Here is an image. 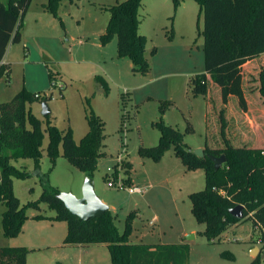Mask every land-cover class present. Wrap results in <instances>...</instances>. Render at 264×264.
I'll return each instance as SVG.
<instances>
[{
	"label": "rangeland",
	"instance_id": "1",
	"mask_svg": "<svg viewBox=\"0 0 264 264\" xmlns=\"http://www.w3.org/2000/svg\"><path fill=\"white\" fill-rule=\"evenodd\" d=\"M120 1L64 0L54 11L46 7L48 0H31L22 21L21 41L12 42L9 48V76L0 79V101L10 100L22 88L32 94L51 95L52 99L45 100L51 123L60 130L70 127L76 142L90 128L89 111L101 117L105 123L104 154L91 177L97 196L109 205L120 232L133 213L131 242L182 240L190 245L188 264H246L253 259L252 247H262L260 228L253 230L251 221H243L212 241L205 235L206 224L192 211L190 194L206 185L203 166L188 168L173 143L159 156L141 152L142 147L159 142L155 123L161 118L184 133L183 140L192 150L204 148L207 141L214 144L212 140H220V122L215 118L222 106L218 85L210 83L209 95L194 90V78L205 71L200 4L195 0H143L140 32L147 37L151 70L140 73L133 70L128 58L119 56L115 35L107 40L102 36L110 17L109 7ZM261 68L264 56L244 66L248 110L240 109L236 96L224 108L227 133L235 144L255 143L258 135H264V110L257 92ZM166 100L170 103L162 113L160 106ZM43 101L32 96L26 103V126L30 127L32 114L40 119L44 131L39 162L32 157L12 160L31 173L27 178L12 179L13 191L28 218L23 231L14 237H7L0 223V246H35L29 251L31 264H57V253L64 256L59 258L65 264H111L108 249L109 258L104 260L105 245L84 246L79 251L65 244L67 222L52 219L56 212L46 204L40 211L44 217L35 216L37 211L31 202L43 190L40 174H46L60 192L78 197L88 175L63 155L61 143L55 159L50 155ZM189 124L193 132L187 130ZM107 175L122 179L126 186L134 183L147 189L130 194L108 186ZM5 209L0 202V220ZM152 218L156 219L153 225L149 223ZM46 231L58 234L59 239L43 237ZM91 247L96 250L90 251Z\"/></svg>",
	"mask_w": 264,
	"mask_h": 264
},
{
	"label": "trees",
	"instance_id": "2",
	"mask_svg": "<svg viewBox=\"0 0 264 264\" xmlns=\"http://www.w3.org/2000/svg\"><path fill=\"white\" fill-rule=\"evenodd\" d=\"M64 0H48L46 7L56 10ZM200 4L203 15L204 65L205 71L194 78V90L209 95L210 83L218 85L221 104L215 118L220 122V140L209 141L204 147V156L196 155L183 140L184 133L176 126L167 124L162 118L156 121L160 131L159 142L155 146L142 147L143 154L159 156L170 143L188 168L203 166L206 185L190 194L192 211L197 219L206 224L205 235L214 241L216 236L232 225L251 221L253 230L260 228L264 252V138L258 135L255 143L235 144L227 133L228 119L225 107L230 98L236 96L240 109L250 107L244 87V66L253 59L264 56V0H195ZM31 0H0V61L4 58L10 42L22 38V21ZM143 0H123L109 7L110 17L103 39L117 37L120 57L128 58L133 70L148 73L151 64L146 56L147 37L140 32L141 8ZM155 52L154 49L151 50ZM255 61V60H254ZM253 61V62H254ZM9 70L0 64V79H7ZM50 81L54 77L50 75ZM257 92L264 110V69L258 74ZM35 96L25 88L16 92L10 100L0 102V202L6 205L0 223L7 237H14L23 231L28 218L25 206L21 204L12 187L13 177L27 178L31 173L12 163L22 157H32L39 162L43 150L44 131L41 121L30 115V127L26 126V103ZM42 99H47L43 96ZM170 101H162L164 113ZM209 113V112H208ZM48 123L50 142L47 149L53 159L58 155L61 143L63 155L74 165L91 176L104 154L105 123L93 110L89 111V130L76 142L72 129L60 130ZM187 130L193 132L191 124ZM225 154L226 161L216 169L209 155ZM117 175V174H116ZM43 190L40 197L31 202L37 211L42 204L55 210L52 219L67 222L65 243L107 244L112 264H188L189 243L145 244L130 241L132 212L127 216V227L120 232L115 215L108 209L98 217L82 219L71 213L59 198L60 191L49 183L46 174H40ZM125 183V182H124ZM133 185V184H130ZM237 204L243 205V218L230 213ZM130 229V231H129ZM30 249L24 245L0 246V264H27ZM259 254L246 264H262ZM264 264V262H263Z\"/></svg>",
	"mask_w": 264,
	"mask_h": 264
},
{
	"label": "water",
	"instance_id": "3",
	"mask_svg": "<svg viewBox=\"0 0 264 264\" xmlns=\"http://www.w3.org/2000/svg\"><path fill=\"white\" fill-rule=\"evenodd\" d=\"M50 112V107L44 100L42 102V114L47 116L50 114ZM193 152L198 156H204L205 154L204 148L194 149ZM209 158L213 161L216 169H219L226 161L225 154L219 156L209 155ZM82 189L83 193L81 197H78L71 192H60L58 195L71 213L79 216L82 219H89L91 217H98L110 209L109 205L103 202L97 196L94 188V180L90 175H87ZM230 213L239 219L243 218V205L237 204L235 207H232L230 209ZM251 254L254 258L260 254L264 259V252H261V248L258 246L252 247Z\"/></svg>",
	"mask_w": 264,
	"mask_h": 264
},
{
	"label": "crops",
	"instance_id": "4",
	"mask_svg": "<svg viewBox=\"0 0 264 264\" xmlns=\"http://www.w3.org/2000/svg\"><path fill=\"white\" fill-rule=\"evenodd\" d=\"M13 43L12 42H10V44L8 45V47H7V51H6V54H5V56H4V58L0 61L1 63L0 64H4V65H6V67L8 68V70H10V68H9V66L7 65L8 64V60H7V56H8V52H9V48H10V46L12 45ZM260 57H262V55L260 56ZM254 60H256V59H253V60H250V61H248L247 63H246V65L245 66H247L248 64H252L253 63V61ZM8 76H9V74H8ZM248 99V98H247ZM0 102H2V101H0ZM249 102V101H248ZM263 111V110H262ZM263 138H264V135H263ZM132 184H134V183H132ZM149 223L150 224H155L156 223V219L155 218H152V219H150L149 220ZM44 236L43 237H53L54 236V238L56 239V240H58L59 239V235L57 236H55V233L53 232L52 233V231H46L45 233H42ZM63 242H64V239H63ZM183 242H185V243H188V242H186V241H182V240H180V241H176V242H167V243H155V244H173V243H183ZM133 243V242H132ZM65 244H71V245H73V246H75L74 248H76L77 250H81L82 248H85L84 246H93V245H95V246H99V245H105L106 247H105V251H104V253H103V255H104V260L106 261L107 260V258H109L108 257V252H109V249H108V247H107V244H105V243H101V242H94V243H89V244H85V245H83V244H73V243H65ZM146 244V243H145ZM155 244H150V245H155ZM24 246H26V247H28L29 249H31V250H33V249H35V246H30V245H27V244H24ZM92 249H90V251H94V250H96L95 248L96 247H91ZM94 248V249H93ZM103 249H101L102 251L104 250V247H102ZM107 249H108V252H107ZM56 255V254H55ZM109 255H110V252H109ZM60 256H62V258L64 257L63 255H61V254H58L57 253V256H55V258H57V264H65L62 260H61V258H59ZM111 257V256H110ZM254 258V257H253ZM31 259H30V252L28 253V256H27V264H31V261H30ZM112 264V263H111Z\"/></svg>",
	"mask_w": 264,
	"mask_h": 264
},
{
	"label": "built area",
	"instance_id": "5",
	"mask_svg": "<svg viewBox=\"0 0 264 264\" xmlns=\"http://www.w3.org/2000/svg\"><path fill=\"white\" fill-rule=\"evenodd\" d=\"M54 83H56V82H53V84ZM43 96H46V98H50V99L53 98L51 95L48 96L45 92L44 93H35L36 98L42 99ZM107 185L110 187H115L117 189H125L130 194L143 193L147 189V186H141V185H137V184L126 186L122 179L116 178L115 176L112 177L110 175H107Z\"/></svg>",
	"mask_w": 264,
	"mask_h": 264
},
{
	"label": "clouds",
	"instance_id": "6",
	"mask_svg": "<svg viewBox=\"0 0 264 264\" xmlns=\"http://www.w3.org/2000/svg\"><path fill=\"white\" fill-rule=\"evenodd\" d=\"M44 100H46V99H44Z\"/></svg>",
	"mask_w": 264,
	"mask_h": 264
}]
</instances>
